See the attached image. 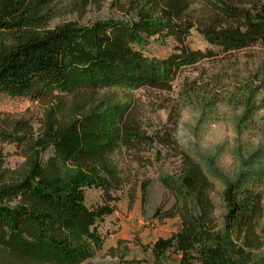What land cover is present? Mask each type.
<instances>
[{
  "label": "trees",
  "instance_id": "1",
  "mask_svg": "<svg viewBox=\"0 0 264 264\" xmlns=\"http://www.w3.org/2000/svg\"><path fill=\"white\" fill-rule=\"evenodd\" d=\"M99 1L0 0V93L47 104L36 129L22 119L0 121V142L23 157L19 168L0 162V264H82L93 257L102 248L96 223L113 211V193L125 183L122 150L137 163L153 149L158 162V146L177 149L179 168L160 176L174 200L154 214L178 217L179 226L155 239L151 264H249L255 251L261 255L251 264H264L262 170L255 169L264 148L223 186L218 215L207 167L173 136L181 103L212 114L223 95L188 83L179 104H162L165 124L148 131L120 92L169 91L182 67L264 49V0H114L116 16L50 26L70 12L83 16ZM194 31L204 49L186 42ZM151 38L175 46L164 57H148L142 47ZM239 85L248 116L260 108L252 99L264 92V68ZM91 187L104 203L90 208L84 191Z\"/></svg>",
  "mask_w": 264,
  "mask_h": 264
},
{
  "label": "rangeland",
  "instance_id": "2",
  "mask_svg": "<svg viewBox=\"0 0 264 264\" xmlns=\"http://www.w3.org/2000/svg\"><path fill=\"white\" fill-rule=\"evenodd\" d=\"M99 2H91L85 8L83 16L70 12L54 18L50 26L62 20L75 19L85 23L95 18L118 15L113 5L116 1ZM186 42L193 49H204L207 46L196 31L192 32ZM174 46L175 43L169 38H151L142 47V52L148 57H164ZM230 56L226 59L202 60L193 66L182 67L169 91L143 88L128 93L120 91L122 99L130 100L137 106L148 131L165 124L167 107L162 108V104H179L180 90L188 83L217 89L223 95L212 114L202 111L199 104L181 103L178 107V123L173 131L178 147L200 158L207 167L209 180L213 184L210 196L218 215L221 211L220 193L223 186L235 181L238 174L245 172V159L264 148V92L258 91L252 99L253 105H260V108L248 116L244 115L246 106L238 95L239 84L250 78L256 68H264V49L257 46ZM69 98L66 97L65 100ZM46 107L45 102L0 93V121L6 118L22 119L29 121L36 129ZM157 148L161 152L158 162L154 160L153 149L141 152L142 158L137 163L130 159L128 152L122 150L119 160L125 183L113 193L116 201L109 203L113 206V211L96 223L97 231L102 237V248L82 264H151V247L155 239L167 237L177 230L178 217L162 218L156 216L154 211L158 208L163 211L173 203L174 198L160 182V176L164 172H177L178 151L161 146ZM0 162L9 169L19 168L23 157L14 144L0 142ZM255 169L262 170V180L257 188L263 195V214L259 220V225L263 227L264 162L261 166H255ZM84 197L90 208L104 203L101 191L94 187L86 188ZM260 255L261 251H255L249 264ZM174 264H177L176 260Z\"/></svg>",
  "mask_w": 264,
  "mask_h": 264
}]
</instances>
